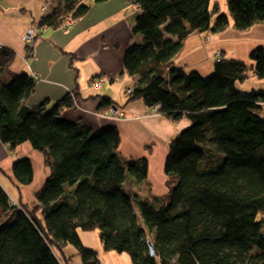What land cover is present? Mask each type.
Instances as JSON below:
<instances>
[{"label":"trees","instance_id":"16d2710c","mask_svg":"<svg viewBox=\"0 0 264 264\" xmlns=\"http://www.w3.org/2000/svg\"><path fill=\"white\" fill-rule=\"evenodd\" d=\"M135 3L132 31L143 40L124 52V69L135 78L127 101L158 108L175 123L190 121L170 142L164 166L169 192L157 197L133 187L146 181L148 160L121 156L116 126L92 129L82 119L58 116L74 107V92L51 108L46 101L29 108L35 80L10 73L15 54L0 47V141L12 153L28 143L47 171L31 203H15L0 184V264H67L69 243L83 264H98L97 251L78 235L95 229L105 250L126 252L132 264H264V118L257 111L264 89L237 86L249 71L264 79V49L250 53L254 65L219 54L204 77L173 58L190 34L218 33L229 25L218 2ZM226 3L237 30L264 23V0ZM89 9L83 0H58L38 24L62 27ZM98 108L117 105L100 96ZM8 176L29 185L31 160H15Z\"/></svg>","mask_w":264,"mask_h":264},{"label":"crops","instance_id":"0c3cea01","mask_svg":"<svg viewBox=\"0 0 264 264\" xmlns=\"http://www.w3.org/2000/svg\"><path fill=\"white\" fill-rule=\"evenodd\" d=\"M135 1H92L89 11L71 22L69 27L54 28L39 26L38 20L57 7L58 0H0V47L15 54L8 71L26 73L35 80L34 90L27 99L28 107L35 108L38 103L46 101L45 107L51 108L74 92V107L62 108L59 114L69 121L82 119L92 129L120 125L143 133L147 126L141 121L157 118L162 122L163 118L151 116L150 109L141 101L129 102L122 93L135 80L124 69V52L128 46L143 40L141 34L132 31L134 17L138 14ZM29 28L36 29L37 33L34 41L27 43L23 35ZM194 38L198 41L195 45L205 46V59L195 62L187 56L189 60L174 64L188 70V64L193 68L205 61L218 59L216 53L219 52L220 58L240 59L254 65L249 56L257 48L264 49V23L237 30L229 19V25L218 33L190 34L183 47ZM206 45L211 49L206 50ZM87 68L86 76L81 78L80 71ZM123 72L129 76L121 78ZM94 77H100L101 83L96 84ZM100 96L110 97L116 103L115 115L109 114L110 108H98ZM158 129L155 127L154 131ZM21 158H29L33 166V180L27 186L16 184L8 176L13 162ZM46 175L41 153L28 143L21 144L12 153L0 141V184L15 203L19 198L24 203H31L34 192L43 184Z\"/></svg>","mask_w":264,"mask_h":264},{"label":"rangeland","instance_id":"374dc122","mask_svg":"<svg viewBox=\"0 0 264 264\" xmlns=\"http://www.w3.org/2000/svg\"><path fill=\"white\" fill-rule=\"evenodd\" d=\"M92 1L93 0H83V2L86 4H90V2ZM215 1L218 2V5L220 7V13L227 14L229 19L231 20L232 18L229 14L226 0H211V3H214ZM43 10L44 11L46 10V6H44ZM194 41L195 38L191 41L186 42V45L180 50L178 58L174 59V63L178 65L179 61L189 60V58H186L187 56L195 60V62L197 61L201 62L203 61V59H205V57H203L204 55L203 48L205 46L195 45L198 41L196 40L195 43L193 44ZM205 49L210 50L211 47L206 45ZM218 53H216L217 57H218ZM216 60L217 59L205 61V63L193 68L190 67L191 64H188L189 66L188 71L196 70L202 76L207 77L212 73V71L209 73V70L213 69V63ZM87 71L88 68L80 71V77L83 78L84 76H86ZM128 76L129 75L126 72H123L121 78ZM114 83L115 84L118 83V80L117 82L115 81ZM237 86L239 89L245 91H249L252 89L255 90L264 89V79L257 78L252 73V71H249L247 73L246 78H244L242 81L237 82ZM129 92H126V88L122 90L123 96L126 98V100L128 99ZM66 108H72V107H66ZM110 109H112V111L114 110L113 108ZM157 110L158 108L153 110L151 109L149 110L150 111L149 114L151 116L158 115L162 117L164 122L163 121L161 122L157 118H152V119L147 118L146 120H144V122L141 121V123L147 126V129H145L143 133H137L129 127L124 128L120 125L116 127L118 128L121 136V142L119 146V151L121 153V156L125 160L131 158L132 159L147 158L148 160L149 173L146 181L142 183H133V187L136 188V190L138 189V191H140L142 194L150 192L151 195L153 196L161 197L167 194L170 190V183L168 182V176L164 170L165 159L169 151L170 142L174 139L176 135L180 134V132L190 124V121L184 118L175 123L168 120L164 116L159 115ZM257 111L258 114L264 118V104ZM121 115H123V113ZM58 116L62 117L64 115L62 114L61 116V114H58ZM155 127H158L159 129L154 131ZM260 216L264 218V213H261ZM78 235L81 244L85 247L96 250L98 254V259L101 260L103 263L132 264L131 259L126 252L118 253L116 251L105 250L103 248L100 242L98 229L91 231L78 230ZM259 252L260 251H258L256 248H253L252 253L256 254ZM64 254L66 256L69 255L71 256L67 264H83L80 256L77 255V247L74 244L69 243L65 245Z\"/></svg>","mask_w":264,"mask_h":264},{"label":"built area","instance_id":"2783aa9c","mask_svg":"<svg viewBox=\"0 0 264 264\" xmlns=\"http://www.w3.org/2000/svg\"><path fill=\"white\" fill-rule=\"evenodd\" d=\"M70 25H71V20L69 18H66L64 23H63V27H69ZM36 33H37V31L34 28L27 29L25 34L23 35V40L25 42H27V43H30V42L34 41ZM218 56H219V53H218ZM34 78H35V75H34ZM94 80H95L94 82L96 84L101 83V78L100 77L96 78ZM126 91L129 92L130 88L126 89ZM109 114L110 115H115V111L114 110L112 111V109H110L109 110ZM98 264H102V263L99 261Z\"/></svg>","mask_w":264,"mask_h":264},{"label":"water","instance_id":"95a60500","mask_svg":"<svg viewBox=\"0 0 264 264\" xmlns=\"http://www.w3.org/2000/svg\"><path fill=\"white\" fill-rule=\"evenodd\" d=\"M150 253H151V255H154L152 248H151V250H150Z\"/></svg>","mask_w":264,"mask_h":264}]
</instances>
